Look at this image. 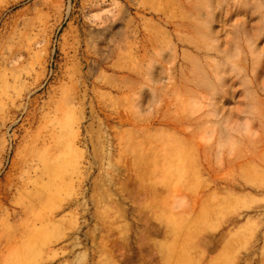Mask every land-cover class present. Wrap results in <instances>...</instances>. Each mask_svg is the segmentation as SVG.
I'll list each match as a JSON object with an SVG mask.
<instances>
[{
	"label": "rangeland",
	"instance_id": "obj_1",
	"mask_svg": "<svg viewBox=\"0 0 264 264\" xmlns=\"http://www.w3.org/2000/svg\"><path fill=\"white\" fill-rule=\"evenodd\" d=\"M0 264H264V0H0Z\"/></svg>",
	"mask_w": 264,
	"mask_h": 264
}]
</instances>
